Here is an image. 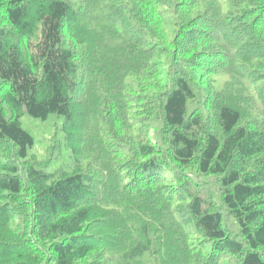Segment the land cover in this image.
<instances>
[{"label": "trees", "instance_id": "16d2710c", "mask_svg": "<svg viewBox=\"0 0 264 264\" xmlns=\"http://www.w3.org/2000/svg\"><path fill=\"white\" fill-rule=\"evenodd\" d=\"M0 264H264V0H0Z\"/></svg>", "mask_w": 264, "mask_h": 264}, {"label": "rangeland", "instance_id": "374dc122", "mask_svg": "<svg viewBox=\"0 0 264 264\" xmlns=\"http://www.w3.org/2000/svg\"><path fill=\"white\" fill-rule=\"evenodd\" d=\"M21 125L34 138L30 156H35L40 162L49 158L47 172L67 167L66 164L70 162V151L64 148L60 118L51 115L42 121L24 115L21 118Z\"/></svg>", "mask_w": 264, "mask_h": 264}]
</instances>
